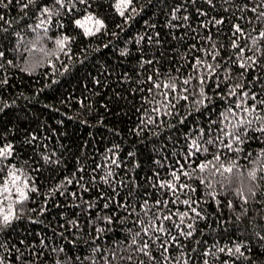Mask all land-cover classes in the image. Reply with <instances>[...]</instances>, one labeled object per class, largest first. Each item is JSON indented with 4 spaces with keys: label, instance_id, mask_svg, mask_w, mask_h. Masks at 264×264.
Returning a JSON list of instances; mask_svg holds the SVG:
<instances>
[{
    "label": "trees",
    "instance_id": "1",
    "mask_svg": "<svg viewBox=\"0 0 264 264\" xmlns=\"http://www.w3.org/2000/svg\"><path fill=\"white\" fill-rule=\"evenodd\" d=\"M63 2L61 8L55 0H35L23 11L15 3L0 5L5 17L0 21V148L12 146V155L0 159V190L5 181L13 188V171L20 176L18 186L27 179L36 189L23 204L15 203V189L7 200L0 194L2 264H264V132L258 131L264 127V106L227 113V119L221 115L240 103L226 85H242L250 94L247 104L253 103L252 93L264 99V40L253 43L264 31V18L250 11L264 0H132L124 16L116 11L118 0ZM44 7L50 18L41 14ZM89 14L104 24L92 36L75 25ZM213 19L223 23L213 26ZM236 24L244 29L237 43L252 58L246 71L231 47ZM63 37L68 40L61 51L55 41ZM212 44L220 52V68L214 75L201 69L204 85L193 79L184 93L188 100L162 109L157 118L151 109L160 98L149 91V77L195 75L192 58L201 53L191 46ZM149 117L155 122L148 123ZM240 119L253 122L240 125ZM193 141L208 149L198 153L197 162L216 164L213 155L221 154L226 167L235 165L224 174L231 183L217 175L212 187L200 184L214 171L211 165L192 179L181 177L196 189L180 195L199 213H189L181 225L192 235L173 229L177 241L168 253L162 256L156 242L151 255H143L134 249L148 236L132 244L142 227L137 213L147 220L151 212L145 216L142 207L173 199L154 185L171 179ZM9 205L15 218L5 225L2 215ZM108 216L111 223L103 219Z\"/></svg>",
    "mask_w": 264,
    "mask_h": 264
},
{
    "label": "snow or ice",
    "instance_id": "2",
    "mask_svg": "<svg viewBox=\"0 0 264 264\" xmlns=\"http://www.w3.org/2000/svg\"><path fill=\"white\" fill-rule=\"evenodd\" d=\"M209 4L212 3V0H207ZM17 4L19 5L20 9L26 10L31 4L35 3V0H0V5H3L4 7H7L9 4ZM55 3L59 4L61 8L64 7L63 0H55ZM79 3L86 4L87 0H79ZM132 0H118V2L115 4L116 11L119 12L121 16H124L125 11L128 9V7L131 5ZM245 7H247L245 5ZM259 9V11H258ZM72 9H69L71 11ZM135 11V9H133ZM251 12L256 14L257 19L264 18V3H261L259 5H256L250 9ZM42 15H49L51 14V10L47 7H44L41 12ZM58 14V13H57ZM200 15H204V13H200ZM186 20L187 17H184ZM5 17L0 15V21H4ZM44 21L42 20L40 24H38L36 27H41L44 25ZM209 23L215 25H219L223 23L222 19H213L209 21ZM89 24L95 25V32L91 27H89ZM75 25L83 30L84 35L86 36H92L95 35L97 32H99L102 28H104L103 21L94 17L93 15L89 14L86 15L83 19H76ZM233 33L232 36L235 37L232 39L231 47L233 49H237L238 51L235 52V55L237 58L241 61L239 63V67L241 69L247 70L250 65L247 63V61L252 60L251 57H245V48L241 47L240 44L237 43V41L240 39V36L244 34V29L239 25H233ZM47 32V29H45V33ZM207 39H211L209 36ZM68 40V37H63L61 39H57L55 41L56 45L60 48L61 51L64 50L66 47V42ZM258 40H264V31H260L258 33V36L253 39V43L255 44ZM193 49H195L197 52H200L201 55L193 56L191 67H192V73L189 74L186 78H181L179 76H173L170 72L167 74L166 81H156L153 80L152 77H149V80L152 81V87L149 89L150 92L155 91V97H159L160 99L154 100L159 105L157 107H153L151 111L153 113H156L157 118L161 115L162 109H173L176 106V103L183 99L185 101L188 100V96L184 95V93L188 92V88L186 87L191 83L193 79H196L198 81L199 85H204L205 78L203 76H200L199 73L201 69H206L208 73L215 74L216 69L220 68V61L217 59L220 57V52L217 50L216 45L212 44L210 48H196L195 45L191 46ZM43 49H41L42 51ZM0 56H3V53H0ZM231 59V57H229ZM209 60L215 61L216 63L213 64L211 62H208ZM148 63H152L151 61H148ZM252 63H255V61H252ZM244 73L242 72L241 75ZM157 75H160L157 73ZM216 87L219 88V83H216ZM228 88V95L230 96H237L240 97V103H236L234 107H229L225 113H221L222 116H224L225 119H227V113H231L232 115H236V110L242 113H251L256 111L257 105L264 106V99H258L257 95L255 93L251 94V100L253 101L252 104H247V98L249 97L248 91H243V86L236 84L235 86L226 85ZM237 89H241L239 93H237ZM200 95H203V90L201 89ZM163 115H173L171 111H163ZM257 120L262 119V117L257 116ZM155 120L151 117L148 119V123H154ZM253 121L252 120H245L240 119L238 123L240 125L248 124L250 125ZM235 128V125H234ZM258 131L264 132V127L259 128ZM228 136H233V139L236 142H242L240 140V136L236 135L232 132L225 133ZM206 143L212 144L214 141L209 140ZM221 144H223L224 148L232 149L233 145L232 143H224L222 140L220 141ZM236 151H239V149H235ZM201 151L208 152V149L205 147L201 149L200 145L197 144L196 141H193L190 150L185 154V163H180L177 161L178 167H175L171 173V179H164L159 180L154 187H158L161 190H167L166 194H170L173 199H156L153 203V205L149 207H142V211L144 212L145 216L148 215L149 212H151V216L148 217L147 220H140L139 219V213H137L138 223L142 225L140 231H137L133 234L132 237V244L137 245V237L148 236V240H141L140 244L134 249L135 251L142 253L143 255L150 256L151 255V248L152 245L156 242H159V248L161 250V255L163 256L165 253L169 252V246L172 243H175L177 241V236L172 235V230L177 229L181 230V225L184 224V220L186 217L189 216V213H194L196 215H199L197 213V210L195 207L192 206L194 203L191 201V199H180L181 194H186L187 192H195L196 189L191 187V185L184 182L181 177H185L187 179H192L197 173H204L209 169V166L211 165L214 169L209 174V177H204L199 180L200 184H207V187H212L211 184V178L219 175L221 177L220 182L227 181L231 183V180L229 177L225 176V173H232L233 168L235 165L231 166H225L223 163H221V154H214L213 160L216 161V164L212 163V160H206L197 162L199 157L198 153ZM12 155V146L7 145L3 148H0V159H7L9 156ZM47 159V158H46ZM113 164H117L116 160H112ZM99 167V166H98ZM10 183L12 187L15 189V194L17 195V199L15 203L17 204H23L25 201L29 199L28 192L29 191H35V188H29L27 179H25L23 183V187L18 186V182L20 181V176L16 174L15 171L11 172L10 174ZM108 175L110 176L111 173L109 172ZM158 175V174H157ZM253 179L255 178V173H251ZM9 181H5L2 190H0V194H7L5 195V200L9 199L13 192L8 187ZM68 183H72L71 180L68 181ZM73 195H76L73 193ZM147 201L144 202V205L147 206ZM185 206V210L181 211L180 205ZM124 205H121L123 207ZM104 208H108V204H104ZM134 211V210H133ZM131 214V213H129ZM174 217H176L179 220V223H176L174 220ZM15 218V214L12 210V206H8V212L6 214L2 215V222L3 224L7 225L11 223V220ZM103 219H106L107 222H112V217H104ZM165 222H169L168 226H166ZM187 227L189 229L192 228V224H188ZM99 231V230H98ZM131 231V230H129ZM181 234L191 236L192 232L188 231L184 233L181 230ZM164 237H168V239H164ZM151 241V242H150ZM221 252L224 251V249H220ZM231 251V250H229ZM236 252H240L239 247L236 248ZM128 260H131L132 257H127ZM167 259V257H165ZM0 264H2V261H0Z\"/></svg>",
    "mask_w": 264,
    "mask_h": 264
},
{
    "label": "rangeland",
    "instance_id": "3",
    "mask_svg": "<svg viewBox=\"0 0 264 264\" xmlns=\"http://www.w3.org/2000/svg\"><path fill=\"white\" fill-rule=\"evenodd\" d=\"M88 26L91 27L93 29V31L95 32V25L94 24H89ZM11 190L13 192L14 191V188H11ZM2 207H4V204L2 205Z\"/></svg>",
    "mask_w": 264,
    "mask_h": 264
}]
</instances>
